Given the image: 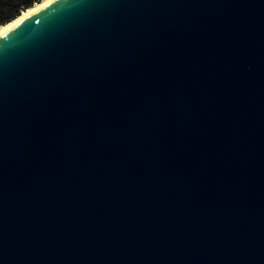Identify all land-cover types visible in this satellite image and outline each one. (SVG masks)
I'll return each mask as SVG.
<instances>
[{"label": "water", "instance_id": "water-1", "mask_svg": "<svg viewBox=\"0 0 264 264\" xmlns=\"http://www.w3.org/2000/svg\"><path fill=\"white\" fill-rule=\"evenodd\" d=\"M0 264H264V0H52L0 34Z\"/></svg>", "mask_w": 264, "mask_h": 264}, {"label": "trees", "instance_id": "trees-1", "mask_svg": "<svg viewBox=\"0 0 264 264\" xmlns=\"http://www.w3.org/2000/svg\"><path fill=\"white\" fill-rule=\"evenodd\" d=\"M41 1L43 0H0V26L15 20L23 10Z\"/></svg>", "mask_w": 264, "mask_h": 264}, {"label": "bare ground", "instance_id": "bare-ground-1", "mask_svg": "<svg viewBox=\"0 0 264 264\" xmlns=\"http://www.w3.org/2000/svg\"><path fill=\"white\" fill-rule=\"evenodd\" d=\"M52 0H43L41 2L35 3V5L29 9L23 10L19 17H17L15 20L11 21L10 23H7L6 25H3L0 27V34L4 33L11 27H13L18 21L23 19L25 16L29 15L30 13L34 12L35 10L41 8L42 6L46 5L47 3L51 2Z\"/></svg>", "mask_w": 264, "mask_h": 264}, {"label": "rangeland", "instance_id": "rangeland-1", "mask_svg": "<svg viewBox=\"0 0 264 264\" xmlns=\"http://www.w3.org/2000/svg\"><path fill=\"white\" fill-rule=\"evenodd\" d=\"M21 13H22V12H21ZM21 13H20V14H21ZM19 16H20V15H19Z\"/></svg>", "mask_w": 264, "mask_h": 264}, {"label": "flooded vegetation", "instance_id": "flooded-vegetation-1", "mask_svg": "<svg viewBox=\"0 0 264 264\" xmlns=\"http://www.w3.org/2000/svg\"><path fill=\"white\" fill-rule=\"evenodd\" d=\"M1 27V26H0Z\"/></svg>", "mask_w": 264, "mask_h": 264}]
</instances>
